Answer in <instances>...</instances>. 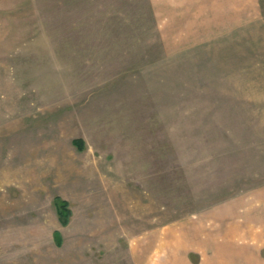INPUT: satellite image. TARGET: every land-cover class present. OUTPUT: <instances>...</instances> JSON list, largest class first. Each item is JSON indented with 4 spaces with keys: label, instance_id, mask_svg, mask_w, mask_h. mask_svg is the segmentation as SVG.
Here are the masks:
<instances>
[{
    "label": "rangeland",
    "instance_id": "obj_1",
    "mask_svg": "<svg viewBox=\"0 0 264 264\" xmlns=\"http://www.w3.org/2000/svg\"><path fill=\"white\" fill-rule=\"evenodd\" d=\"M0 264H264V0H0Z\"/></svg>",
    "mask_w": 264,
    "mask_h": 264
},
{
    "label": "trees",
    "instance_id": "obj_2",
    "mask_svg": "<svg viewBox=\"0 0 264 264\" xmlns=\"http://www.w3.org/2000/svg\"><path fill=\"white\" fill-rule=\"evenodd\" d=\"M75 143H77L80 147H83V140L82 139H75ZM56 206L58 208V214L60 216V219L62 223L66 224L68 222V218L70 216V209L68 206V202L66 200H63L60 197H56ZM56 238L58 240V244H61L62 242V236L59 231H56Z\"/></svg>",
    "mask_w": 264,
    "mask_h": 264
}]
</instances>
